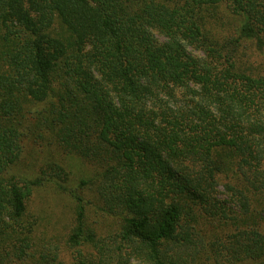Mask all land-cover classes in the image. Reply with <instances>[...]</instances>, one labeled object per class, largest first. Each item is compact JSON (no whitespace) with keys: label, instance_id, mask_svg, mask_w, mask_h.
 <instances>
[{"label":"trees","instance_id":"obj_1","mask_svg":"<svg viewBox=\"0 0 264 264\" xmlns=\"http://www.w3.org/2000/svg\"><path fill=\"white\" fill-rule=\"evenodd\" d=\"M0 264H264V0H0Z\"/></svg>","mask_w":264,"mask_h":264},{"label":"rangeland","instance_id":"obj_2","mask_svg":"<svg viewBox=\"0 0 264 264\" xmlns=\"http://www.w3.org/2000/svg\"><path fill=\"white\" fill-rule=\"evenodd\" d=\"M67 165L70 168V177L72 178V184H76L79 178L85 177L86 174L90 172L89 167L76 159H68ZM33 199L35 200L34 208L41 211L42 209H44L45 214L47 213V221L53 222L57 218H60L59 225L62 227V230L64 226L72 221V210L69 203L70 201L68 199L59 200L57 197H54L52 199L48 197L46 192H37L34 195ZM100 226L104 230V226L101 224ZM61 227L57 230L59 231Z\"/></svg>","mask_w":264,"mask_h":264}]
</instances>
